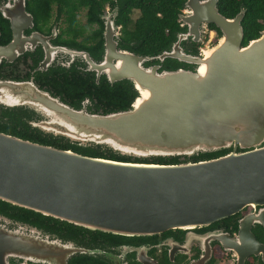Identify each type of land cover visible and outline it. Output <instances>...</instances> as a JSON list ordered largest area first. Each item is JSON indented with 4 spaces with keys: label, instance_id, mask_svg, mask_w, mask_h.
<instances>
[{
    "label": "water",
    "instance_id": "water-1",
    "mask_svg": "<svg viewBox=\"0 0 264 264\" xmlns=\"http://www.w3.org/2000/svg\"><path fill=\"white\" fill-rule=\"evenodd\" d=\"M217 2L185 0L178 17L186 30L177 33L169 50L154 56L117 49L110 34L113 22L104 23V57L98 64L89 61V69L104 72L110 82L132 83L137 95L125 110L89 113L16 81H0V102L39 109L44 119L38 127L45 133L81 146L105 145L133 158L189 157L233 146L231 152L194 162L121 161L0 132V200L122 235L205 225L245 205L263 204L264 28L242 44L244 10L225 17ZM15 3L17 14L0 11L17 37V23L26 19L32 25V17L24 10L25 0ZM208 23L219 29L218 39L199 54L186 53L180 42L187 37L199 42L201 26ZM167 57L196 68L159 71L157 64L143 65ZM237 146L246 150L236 152ZM246 221L264 227L263 215L248 216L241 222V240ZM247 233L258 245L249 228ZM223 245L234 249L232 241L224 239ZM56 254L32 233L0 227V264H9L10 257L51 263Z\"/></svg>",
    "mask_w": 264,
    "mask_h": 264
},
{
    "label": "flooded vegetation",
    "instance_id": "flooded-vegetation-1",
    "mask_svg": "<svg viewBox=\"0 0 264 264\" xmlns=\"http://www.w3.org/2000/svg\"><path fill=\"white\" fill-rule=\"evenodd\" d=\"M15 1L0 0V8L9 15H15L18 7ZM113 9L106 5L100 14L102 38L104 23L112 21L110 34L116 42V48L129 51L123 46L122 26L115 23L117 10L116 7ZM24 10L31 15L32 25L28 26L26 19H19L20 22L15 27L17 37L13 35L9 19L3 17L0 11L4 18L2 21L0 19V50L9 45L8 51H0V81L29 82L41 93H46L69 107L84 108L89 113H103L95 98L94 85L99 80L109 84L116 81L110 82L104 72L97 73L96 70L89 69V66L90 62L98 64L103 60L104 46L101 52L89 51L87 48L94 47L95 44L86 42L79 34L69 33L63 13H59L55 7L47 19L41 20L33 19L26 8V0ZM87 28L89 32L99 31L97 23H87ZM208 31L213 30H208L206 24L201 26L199 42L202 41L203 33ZM214 36L216 41L220 35L213 31ZM182 41L195 42L191 37ZM200 50L202 49L196 54ZM152 64L157 63L149 65ZM191 65L184 69L194 70L196 65ZM15 116L18 118L15 119ZM43 119L44 115L39 109L0 102V129H4L0 132L21 139H27L25 137L29 135L40 139L47 134L38 127ZM233 149L230 146L213 157L227 154ZM244 150L246 149L239 146L235 148L236 152ZM189 157L178 156L180 162H185L184 159L190 161L187 160ZM148 158L150 157H145ZM250 215L264 216V203L245 205L235 213L205 225L170 228L149 235H122L91 230L52 216L19 218L12 216L10 211L0 212V227L32 233L57 253L55 257L49 256L51 263L10 257L9 264H69L71 260L74 264H238L240 259L243 260L242 264H264L263 225L257 221H246V234L244 232V239H239L241 222ZM247 228L258 245L252 244ZM224 239L232 241L234 249H225ZM64 256L66 257L63 259Z\"/></svg>",
    "mask_w": 264,
    "mask_h": 264
},
{
    "label": "trees",
    "instance_id": "trees-1",
    "mask_svg": "<svg viewBox=\"0 0 264 264\" xmlns=\"http://www.w3.org/2000/svg\"><path fill=\"white\" fill-rule=\"evenodd\" d=\"M185 0H26V8L33 15L34 20L47 19L52 9L55 7L58 12L63 13L66 21L67 31L71 34H79L86 42L95 44L94 47L87 48L89 51L101 52L103 48L101 12L106 5L110 8L116 7L115 23L122 26L124 45L129 51L138 55L154 56L164 50H169L172 43L176 40L177 33L186 30L185 25H181L178 15L184 9ZM218 11L225 17H232L239 9L244 10L241 19L243 30L242 44H246L250 39L259 35L264 28V0H218ZM84 9L85 20L87 23H97L99 25L95 32H89L78 23L77 14ZM138 14L132 18V13ZM1 21L4 18L0 14ZM208 30H213L216 35H220L219 29L213 24H206ZM215 41V38H213ZM202 42V41H201ZM201 42L181 41L180 46L186 53L196 54L199 51ZM151 63L159 64V70H171L178 67L190 68L192 65L178 61L174 58H165L163 61L153 59L144 62L145 65ZM81 87V86H80ZM95 87V98L102 108L103 113L125 110L129 108L137 92L132 83L127 80L116 81L113 84L99 80ZM82 89L80 88V93ZM82 97V96H81ZM18 117L15 116V119ZM4 130V129H0ZM45 133V132H44ZM14 136V135H13ZM26 140L40 144L50 145L61 149H71L75 152L109 158L121 161L136 162H155V163H178V156H150V158H134L114 152L105 145L91 144L81 146L71 143L69 140L53 136L49 133L40 139L33 138V135L26 136ZM224 149L211 152H198L190 156L187 160L191 162L213 158ZM186 161V159H184ZM11 212L12 216L28 219L51 217L39 212L23 207L12 205L0 200V212ZM71 260L69 264H74Z\"/></svg>",
    "mask_w": 264,
    "mask_h": 264
},
{
    "label": "rangeland",
    "instance_id": "rangeland-1",
    "mask_svg": "<svg viewBox=\"0 0 264 264\" xmlns=\"http://www.w3.org/2000/svg\"><path fill=\"white\" fill-rule=\"evenodd\" d=\"M184 10V9H183ZM138 12L137 11H134L132 13V18H135L137 16ZM77 20H78V23L80 25H82L84 27V29L87 31L88 28H87V23H86V20H85V14H84V9L80 10L77 14ZM205 30V28L203 29V31ZM210 32L208 31L207 33H203V36H202V42L200 43V47H202V49L204 48H207L206 46H208V44L210 43H214V39L213 38H216L215 36L212 37L210 40H209V37H210ZM93 144V143H92ZM198 152H201V151H198ZM195 154V153H194ZM177 156V155H176ZM178 156H188V155H178ZM191 156V155H190ZM131 157V156H130ZM150 157V156H148Z\"/></svg>",
    "mask_w": 264,
    "mask_h": 264
},
{
    "label": "built area",
    "instance_id": "built-area-1",
    "mask_svg": "<svg viewBox=\"0 0 264 264\" xmlns=\"http://www.w3.org/2000/svg\"><path fill=\"white\" fill-rule=\"evenodd\" d=\"M182 25V24H181ZM211 34H210V37H209V40L213 37V31H209ZM199 49H202V47L201 48H199Z\"/></svg>",
    "mask_w": 264,
    "mask_h": 264
},
{
    "label": "bare ground",
    "instance_id": "bare-ground-1",
    "mask_svg": "<svg viewBox=\"0 0 264 264\" xmlns=\"http://www.w3.org/2000/svg\"><path fill=\"white\" fill-rule=\"evenodd\" d=\"M200 70L202 71L203 70V67H201Z\"/></svg>",
    "mask_w": 264,
    "mask_h": 264
}]
</instances>
